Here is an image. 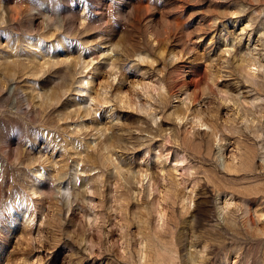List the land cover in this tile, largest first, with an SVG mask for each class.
I'll list each match as a JSON object with an SVG mask.
<instances>
[{
  "label": "rangeland",
  "instance_id": "obj_1",
  "mask_svg": "<svg viewBox=\"0 0 264 264\" xmlns=\"http://www.w3.org/2000/svg\"><path fill=\"white\" fill-rule=\"evenodd\" d=\"M0 41V264H264V0H0Z\"/></svg>",
  "mask_w": 264,
  "mask_h": 264
},
{
  "label": "bare ground",
  "instance_id": "obj_2",
  "mask_svg": "<svg viewBox=\"0 0 264 264\" xmlns=\"http://www.w3.org/2000/svg\"><path fill=\"white\" fill-rule=\"evenodd\" d=\"M183 160V156H178L177 158H176V162H181ZM227 205H229L230 204V201H226L225 202ZM226 206V205H225ZM230 206V205H229ZM228 206V207H229ZM227 208V207H226ZM225 208V209H226ZM261 216H262V214H260ZM261 216H259L258 218H260ZM158 219H162V213H159V215H158ZM164 219V218H163ZM145 249H146V247H145V245H141L140 246V249H138V253H139V255L138 256H140L139 258H142V260L143 259H145V257H146V254H145Z\"/></svg>",
  "mask_w": 264,
  "mask_h": 264
},
{
  "label": "snow or ice",
  "instance_id": "obj_3",
  "mask_svg": "<svg viewBox=\"0 0 264 264\" xmlns=\"http://www.w3.org/2000/svg\"><path fill=\"white\" fill-rule=\"evenodd\" d=\"M0 42H2V41H0ZM3 222V220H0V223H2Z\"/></svg>",
  "mask_w": 264,
  "mask_h": 264
}]
</instances>
